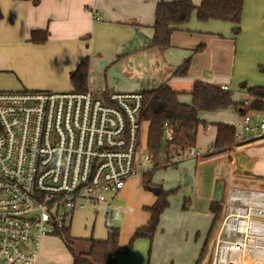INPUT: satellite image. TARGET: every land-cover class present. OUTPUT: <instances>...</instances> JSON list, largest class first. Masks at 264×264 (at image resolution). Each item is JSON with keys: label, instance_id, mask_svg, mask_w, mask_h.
I'll use <instances>...</instances> for the list:
<instances>
[{"label": "crops", "instance_id": "crops-1", "mask_svg": "<svg viewBox=\"0 0 264 264\" xmlns=\"http://www.w3.org/2000/svg\"><path fill=\"white\" fill-rule=\"evenodd\" d=\"M35 1L32 4L22 0H0V91H72L69 74L84 58L88 59L86 91L103 99L112 92L142 93L166 83L177 93L178 101L188 105L191 103L192 86L199 81L225 88L231 91L233 102L244 103L248 102L247 89L264 88V0L243 1L238 35H233V26L229 23L201 22L194 15L171 34L170 46L163 52L150 47L155 8L159 1L173 0ZM191 1L195 6L200 2ZM33 30L47 31V41L41 45L28 42ZM200 45L203 49L193 52ZM187 58L190 62L186 75H174ZM111 71L110 80L107 74ZM237 118L234 108L198 113V119L207 125H200L196 132L194 149L198 155L194 158L197 166L221 160L223 155L217 156L208 151L215 140V124L233 126ZM142 126L147 140V122ZM262 144L264 136L239 150L251 151L252 146H257L255 151L259 150L262 155ZM246 161L248 164L249 159L246 158ZM249 172L264 178V173H258L255 167H249ZM140 173L137 176L143 175ZM213 183L212 200L216 202L215 199H221L227 189L224 191V182L218 177ZM136 185L140 188V182ZM130 191L131 187L123 186L112 200L107 215L103 206L95 212L104 215V226L108 218L110 226L119 229L118 243L122 248L126 246L121 234L122 229L127 228L124 217L129 207L125 201ZM155 199L147 196L142 204L148 208ZM114 201L119 202L122 209L117 206V209L111 210ZM85 210L90 215L94 212L92 207ZM117 211H121L120 221L116 220ZM72 218L73 215L68 220V226ZM148 218L149 215L145 223L143 218L130 223L131 229L144 226ZM103 229L100 225L94 233L95 229L91 226L89 234L84 231L85 238L92 236L95 240H105L107 232ZM54 237L47 236L41 240L37 264H50L52 254L69 255L62 242ZM144 250L146 244L136 242L134 249L126 255L117 256L115 264H145L148 259L141 256L136 259L134 255L144 254ZM68 258L72 264L70 255Z\"/></svg>", "mask_w": 264, "mask_h": 264}, {"label": "built area", "instance_id": "built-area-1", "mask_svg": "<svg viewBox=\"0 0 264 264\" xmlns=\"http://www.w3.org/2000/svg\"><path fill=\"white\" fill-rule=\"evenodd\" d=\"M142 99L0 91V264H37L44 237L67 226L76 211L103 206L107 215L126 181L143 164L151 168L150 156L136 158L144 148ZM233 128L237 142L263 136L264 115L238 116ZM164 137L171 140L168 130ZM217 204L222 215L211 264H264V190L229 186Z\"/></svg>", "mask_w": 264, "mask_h": 264}, {"label": "trees", "instance_id": "trees-1", "mask_svg": "<svg viewBox=\"0 0 264 264\" xmlns=\"http://www.w3.org/2000/svg\"><path fill=\"white\" fill-rule=\"evenodd\" d=\"M29 1L35 4V0ZM244 0H200L195 6L191 0H173L169 2L159 1L155 8V18L152 27L153 35L150 47L159 52L165 51L170 46V36L178 31L180 26L186 24L192 16L201 22L219 21L233 26L232 32L236 36L239 33V23ZM2 14L0 11V18ZM48 39L45 30H33L30 32L28 42L41 45ZM203 45L198 46L193 52H199ZM190 58H187L174 75L185 76L188 70ZM69 83L74 92H85L88 80V59H82L69 74ZM142 95L141 123L148 124L146 151L150 156L152 166L143 173L142 181L145 186L158 189L155 194V202L146 208L149 215L147 223L137 228L129 243L120 247L118 243L119 229L109 226L108 218L105 226L107 235L105 240L93 238H75L70 234L69 226L57 227L53 236L57 237L68 251L72 264H115L119 255H126L134 241L138 239L148 240L150 243L158 229L159 219L167 209L169 191L151 184V177L158 169L175 167L185 157L190 148L195 147L196 132L200 125L207 124L198 119L200 112H215L228 108H234L239 117L251 111H264V88L253 87L246 90L249 105L235 103L232 93L219 86L195 82L190 96L191 103L181 104L177 99V93L172 91L166 83L158 88L140 93ZM216 136L212 144V154L229 152L239 143L234 138V128L227 124H215ZM165 130L170 133L171 140L166 141ZM179 162H175L174 159ZM209 212L213 215L212 223L218 219L220 207L216 202L209 206Z\"/></svg>", "mask_w": 264, "mask_h": 264}, {"label": "rangeland", "instance_id": "rangeland-1", "mask_svg": "<svg viewBox=\"0 0 264 264\" xmlns=\"http://www.w3.org/2000/svg\"><path fill=\"white\" fill-rule=\"evenodd\" d=\"M112 73L111 71L107 74L110 80L112 77L110 74ZM94 96L98 98L97 95L94 94ZM257 138H261V136L256 135L243 141L229 152L215 154L217 156L223 155L221 160L219 159L217 162H206L197 166L195 158H188L185 155L183 161L179 162L177 166L156 170L150 182L152 185L170 192L169 205L160 216L158 229L151 243L145 239H138L133 242L132 249H134L136 242L146 244L144 254H134L136 259L140 256L148 259L145 264H211L213 237L222 215L220 212L218 219L212 223L213 215L209 212V206L214 202L212 200L214 178L218 177L219 180H223L224 191L229 186L264 190V178L253 176L249 172V167H255L258 173H264V153L261 155L259 150L255 151L257 146H252L251 151L253 152L239 150L246 145L256 143ZM141 142L142 145L146 144V133L143 126ZM143 153L146 154L145 147L141 153H137L136 158L140 159ZM244 156L249 159L248 164ZM149 169L143 164L138 172L145 173ZM137 182H140V188H137ZM124 185L125 188L131 187L130 194L125 201L129 207L127 214L124 213L126 214L124 223L127 228L122 229L121 234V239L125 240L127 245L135 231V228L131 229L130 223L142 218L145 223L148 216L147 205L142 203L146 201L147 196L155 197V194L148 190L149 187L152 188L151 186H145L142 175L128 179ZM107 198L110 199L111 196L108 195ZM115 201L111 206V210L114 211L118 208L117 206L122 209V206L118 204L119 202ZM87 210L76 211L73 214L69 226L72 237L85 238L84 231L87 230L89 234L91 226L95 229L94 233L98 231L100 225L107 232L106 226L103 224L104 215H102V212L95 213L92 211V215H90ZM116 213V220H122L121 211ZM54 238L60 241L57 237ZM52 242L56 241L53 240ZM51 247L55 249L54 245H51ZM68 257V254H52L50 264H71Z\"/></svg>", "mask_w": 264, "mask_h": 264}, {"label": "water", "instance_id": "water-1", "mask_svg": "<svg viewBox=\"0 0 264 264\" xmlns=\"http://www.w3.org/2000/svg\"><path fill=\"white\" fill-rule=\"evenodd\" d=\"M148 190H150L151 192H153L154 194H157V192H158V189L157 188H148ZM216 202H218V201H220V198L219 197H217L216 199Z\"/></svg>", "mask_w": 264, "mask_h": 264}, {"label": "bare ground", "instance_id": "bare-ground-1", "mask_svg": "<svg viewBox=\"0 0 264 264\" xmlns=\"http://www.w3.org/2000/svg\"><path fill=\"white\" fill-rule=\"evenodd\" d=\"M147 152V151H146Z\"/></svg>", "mask_w": 264, "mask_h": 264}]
</instances>
